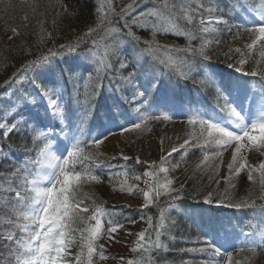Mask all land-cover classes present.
<instances>
[{"label": "snow or ice", "instance_id": "snow-or-ice-1", "mask_svg": "<svg viewBox=\"0 0 264 264\" xmlns=\"http://www.w3.org/2000/svg\"><path fill=\"white\" fill-rule=\"evenodd\" d=\"M148 4L152 6L137 11ZM113 23L119 26L110 27L105 34L111 39L102 55L95 51L97 40L93 37L98 34L97 28L89 26L75 43L48 49L46 55L26 61L0 85V93H3L0 99L10 102L6 108L0 107V121H4L0 123V167L5 166L6 160L19 164L18 168L10 170V175L0 180V200L6 206L11 205L8 218L0 217V224L11 229L0 233V247L8 253L0 264H94V257L100 261L108 259L105 243L119 242L115 234L124 225L109 220L105 229L101 223V217L105 215L101 206H97L90 216L82 215L89 209L81 207L80 188L86 182L99 181L94 170L127 167V162L133 160L122 152L109 158L100 151L101 145L115 134L114 128L121 132L142 130L147 121L171 122L174 116L183 115L188 125H200L202 136L207 133L205 144L216 145L214 157L222 159L223 151L232 149L228 175L224 177L226 181L245 170L248 180L254 181L253 173L258 172L260 188L264 192V159L257 165L250 164L247 159V153L253 151L264 156V88L256 94L250 90L249 81V78L259 77L264 84V0H259V7L253 0H130L120 6L118 12L111 0L108 3L101 0L96 7L97 26ZM134 28L149 30L150 38L142 39ZM224 28L230 34L234 32L233 43L240 33L247 34L250 40L244 43L241 37L242 47L229 46L223 53L226 66L231 69L227 72L218 71L212 63L213 52L222 44L219 33ZM12 32L21 35L15 28ZM47 35L51 37V33ZM167 35L186 37V46L158 42V36ZM257 52L259 60L254 63L260 66L259 69L245 70L246 54L255 55ZM233 53L239 58L235 59ZM160 54L167 55V60L160 59ZM176 64L187 65L188 70L174 73L170 69ZM89 68L92 72H88ZM82 72L87 73V77ZM93 72L95 84L81 100L76 81L92 79ZM42 75L51 77V87L38 81ZM201 76L203 79L198 80L197 77ZM104 80L108 83L105 84ZM25 82L32 85L40 98H46L44 116L27 111L30 104L35 106L38 103L36 97L27 93L17 95L20 88L26 86ZM66 83H72L73 90L64 101L61 85ZM208 84L214 86L217 104L223 102L222 106L213 108L214 115L201 113L195 108L200 101L191 97L186 99L183 95L189 85L203 92ZM53 94L59 99H53ZM13 96H17L15 101L11 100ZM102 98L111 100V103H105L103 111L98 103ZM133 105L137 106L135 111ZM145 112L149 114L144 115ZM46 119L51 123H45ZM90 123L96 128L95 136L89 132L86 139H77L78 135H85V126ZM14 135L22 142L20 148L14 147L15 141L11 140ZM41 138L47 141L41 155L49 160L56 159V155L60 157L56 164L49 166L53 171L48 175L34 171L35 165L29 159L39 147L37 142ZM29 139L33 144L31 149L27 143ZM160 144V161L148 165L152 171L146 172V176L155 177L157 171L166 176L169 168L163 165L169 162L173 153L181 150L187 153L190 148L199 147L204 152L200 164L210 160L204 145L191 134L183 143L167 151L163 139ZM116 160L125 163L115 165L112 161ZM135 163L148 164L139 157H135ZM174 167L179 168V164ZM135 179L138 181L140 177ZM42 181H47L50 186L41 187ZM109 183H112L111 176ZM172 184V180L166 179L163 184L149 185L145 190L138 185H128L125 180L119 191L131 194L135 187L142 192L145 201L142 209L153 204L162 194L166 195L171 210L184 200L185 192L183 183L179 187H172ZM210 197L209 193L204 202L211 204ZM260 199L264 201V195ZM228 206L245 211L244 228L250 227L251 231L239 226L229 230L223 223L213 225L220 247L209 240L198 251L211 250L214 256H219L221 248H235L241 241L245 246L254 245L248 248L253 254L256 249H264V203L258 206L255 200H244ZM88 221L93 222L89 227H76ZM130 222L136 223L134 220ZM147 222L148 228L136 234L133 249L142 255L139 259H128L126 264H155L152 252L168 250L160 240L164 234L162 230H166L164 212H160L155 228L151 216ZM221 230L223 236H220ZM146 233H149L147 237ZM101 240L105 243H100ZM73 247L79 248L75 255L71 252ZM244 250L245 247L240 248V251ZM226 257L228 264H234L231 252L226 251Z\"/></svg>", "mask_w": 264, "mask_h": 264}, {"label": "trees", "instance_id": "trees-1", "mask_svg": "<svg viewBox=\"0 0 264 264\" xmlns=\"http://www.w3.org/2000/svg\"><path fill=\"white\" fill-rule=\"evenodd\" d=\"M100 2L101 0H0V85L12 77L13 73H16L26 61L35 60L41 55H46L48 49H58L59 45L75 43L77 37L86 32L89 26L97 28L98 34L93 37L97 40L95 51L102 55L105 51L106 43L111 39L110 36H106L105 34L110 27H118L119 25L113 23L97 26L96 7ZM128 2L130 0H111V3L116 6L117 12L120 6ZM145 6L151 7L152 5H142L137 11L143 10ZM205 6L207 7L208 5L206 4ZM25 16L27 19H24ZM13 28L17 29L21 35H14L12 32ZM133 31L142 39H148L151 36L149 30L134 28ZM48 33H51V37L47 35ZM233 35L234 32L230 34L227 28L222 29L219 33L222 44L213 52L212 61L219 71H231V69L227 68L225 56L223 55L229 46L242 47L241 37H243L244 43L250 42L247 34L240 33L236 37L235 43H233ZM102 37L105 38L101 39ZM186 41V37H177L174 35L158 36V42L161 44L186 46ZM81 48H83V44H81ZM233 57L235 59L239 58L235 53H233ZM159 58L167 60L168 57L165 54H160ZM246 58L248 63L245 65V70L251 71L259 69L260 66L254 63V61L259 60L258 52L255 55L246 54ZM170 70L174 73H181L186 72L188 68L187 65L176 64ZM88 72H92V69L89 68ZM82 75L87 77V73L82 72ZM197 79L201 80L203 77H197ZM50 80V76L42 75L38 77V81L48 87H51ZM76 83L80 87V98L83 100L95 84V73H92V79L78 80ZM104 83L107 84L108 81L104 80ZM61 87L63 88V100L67 101L69 93L73 90V84L66 83L61 85ZM33 92H35V89L32 85L26 83V86L20 88V92L17 95ZM2 95L3 93H0V96ZM183 95L186 99L191 97L194 100L201 96L209 104H217L216 93L212 84H208L203 92H198L197 89L191 88V85H189L188 88L184 89ZM52 97L59 98L55 94ZM16 99L17 96L11 98L12 101ZM9 103L8 100L0 99V107L6 108ZM98 103L100 110L103 111L105 103H111V100L102 98ZM3 122L0 121V123ZM154 123L164 125L168 122L147 121V126L142 125V130H138L142 134L145 133V136H140L139 138L144 139L149 136ZM85 129L84 136H77L81 137L80 140L86 139L89 132L91 135L93 132L94 135L96 133V128L91 123L86 125ZM188 131V138L191 134L192 137L199 140L201 145H204V148L210 156L209 162L200 164L204 152L199 147L190 148L187 153L181 150L180 153H173L172 157L169 158V162L163 165V167L169 168L166 176L157 171L156 177L151 181V185H155L163 184L166 179L177 180L181 178V183L185 185V192L183 193L184 200L178 202L177 207L169 210L167 204L169 198L163 194L154 200L153 204L143 209L142 207L127 208L123 205L110 204V201L107 200L108 196L100 191L102 187L108 186L119 193H128L127 191H119L121 182L126 180L127 184H130L133 181H137L135 179L136 176L142 179L146 172L152 171L147 164H136L135 158H133V160L127 162V167H114L111 171L107 169L94 170V174L99 177V181L86 182L80 188V199L83 201L82 206H87L89 209L88 213H82V215L90 216L97 206H101L105 212V215L101 217V223L105 229L109 226V220L123 225L130 224V220H134L136 222H145V230L148 228V217H152V224L155 228L159 223L160 212L163 211L166 230H162L164 234L161 235L160 240L167 246L168 250L164 251L161 249L158 252H152V258L155 260V264H228L226 251L232 253L234 264H264V249H256L255 254H253L248 251V248L254 247V245L249 243L245 246L242 241L238 242L235 248H228L227 250L221 248V254L219 256H214L211 250L207 252L198 251L200 248L205 247V242L209 240L215 243L217 247H220V241L213 231V225L223 223L229 230L234 226L244 228V223L246 222L245 211L229 207V204L241 203L244 200H248L249 202L255 200L259 206L264 203L260 199L264 195V192L260 188L258 172L253 173L254 181L248 180L246 170L234 176L235 178L232 177L230 181H226L224 177L228 175L227 164L224 165L213 156V153L217 151L216 145L205 144L206 133L204 136L201 135L199 124L188 125ZM25 135L27 136L28 134L25 133ZM11 140L15 141L14 147H21L22 142L19 137L14 135L11 137ZM46 142L41 138L37 142L39 147H36L33 154L29 157L32 164L35 165L34 171H39L42 167L45 158L41 155V149ZM27 143L31 149L33 147L31 139ZM100 151L109 158L118 156L121 153L119 150L113 148L106 150L100 148ZM252 154L255 153L248 152V158L250 157L251 161ZM258 156L261 157L260 160L264 159V156ZM259 161L253 165H257ZM112 163L122 166L125 162L116 160L112 161ZM176 164H179V168L174 167ZM4 165L0 167V180L10 175L11 169L19 167L18 163L14 164L11 160L4 161ZM197 165L200 166L197 167ZM109 176H111L112 183H109ZM220 176L223 177L224 182L221 188L216 189V180ZM139 193L136 191L132 196L137 197L140 195ZM209 193L213 201L211 204L204 202V198ZM10 207L11 205L6 206L3 200H0V217L7 219L8 209ZM256 214L259 215L258 211ZM141 216L144 219H141ZM92 223V221H88V223L77 224L76 227L83 229L89 227ZM252 223L254 224L256 221H252ZM9 230L11 229L8 225L0 224V233ZM244 230L251 231V228H244ZM148 235L149 233H146V237ZM152 235L154 238V233ZM223 235L224 232L221 230L220 236ZM241 247H245V250L240 251ZM75 249L77 253L79 248L75 247ZM193 249L197 251H192ZM7 255L8 253L3 250V247H0V261H3ZM141 255L139 251H132L128 257L130 259H139ZM98 260L97 257H94V264H97Z\"/></svg>", "mask_w": 264, "mask_h": 264}, {"label": "rangeland", "instance_id": "rangeland-1", "mask_svg": "<svg viewBox=\"0 0 264 264\" xmlns=\"http://www.w3.org/2000/svg\"><path fill=\"white\" fill-rule=\"evenodd\" d=\"M104 2L108 3L109 0H104ZM253 2H255L254 3L255 6L259 7V0L253 1ZM258 14L259 12H257V15ZM217 70L219 71V69ZM249 81H250V90L256 94H259L261 92V89L264 88V84L260 82L259 77L249 78ZM30 97H36L38 103L35 104V106H32L30 104L27 111H31L33 113H39L41 116H44L45 115L44 110L46 107V98H40L37 95L36 90L35 92L30 93ZM53 99H59V98H53ZM196 101H200L198 105H195V108H198V110L201 113L208 112L209 114H213V115L215 114L213 112V108L222 106L223 104L222 101L220 102L219 105L209 104L204 99H202L201 96L197 97ZM136 107H137L136 105L132 107L134 111ZM143 114L147 115L146 112ZM186 120L187 119L185 116L180 115V116H175V118H173V121L168 122L164 125H159L157 123H154L152 125L151 133L149 134V136L145 137L144 139L139 138V137L145 136L144 135L145 133L142 134V132H139L138 130L129 131V132H121L119 129L114 128L113 132L115 134L110 136L109 139L103 145H101L100 148L102 150L112 149V148L117 149L120 152H122L124 155L130 156L133 158L139 157L140 161L142 162L147 161L148 162L147 165H150L152 161H156L157 163H159L160 157L162 155L161 144H160L161 139H163V146H164L165 151H167L172 146L178 145L179 143H183V140L185 138H188L189 131H188V124ZM45 123H51V122L46 119ZM180 128H181L180 134L176 133L175 136L171 135V133L168 132V131L174 132V130H177L178 132ZM92 136H95L94 132L92 133ZM206 136H207V133H206ZM80 138L81 137H77V139H80ZM150 142H153L152 147L148 149L147 151H145L146 159H143L142 151L145 149V147ZM250 153H255V154H252L253 155L252 157L253 162H252L251 158L250 157L248 158V153H247L248 162L250 164H256L261 158L258 155H261V154L254 152V151ZM231 158H232V149H227L223 151L222 159L221 158H217V159L218 161H221L224 165L225 164L228 165V163L231 162ZM59 159L60 157L58 155H56V159H51V160L44 159L42 167L39 171L42 172L44 175H48L49 173L53 171V169L49 166L56 164ZM240 173H242V171ZM155 177H149L145 175L142 179H139L138 181H133L132 183L128 185H138L140 189L147 190L149 185H151V181ZM217 180H219V183H216L215 187H217L216 189H219L222 187L224 180L222 176L218 177ZM145 181H148V183L146 184ZM172 181H173L172 187H178V185L182 182V179L180 178V179L172 180ZM40 186L44 187V186H50V185H48L47 181H42ZM100 191L105 193L106 196H108L107 200H109L110 204L112 205H123V206L127 205L128 206L127 208H135V207L141 208L145 202L142 192H140L139 193L140 195L137 197L132 196V194L134 195L135 192L137 191L135 187L133 188V192L131 194L119 193L115 190H112L108 186L102 187ZM124 197L133 199L134 203L133 204L125 203L123 201ZM81 207L83 206L81 205ZM144 228H145V222L143 221H138L134 224L133 223L124 224V227L115 234L119 242L107 244L105 243L104 240H101L100 243H105V255L108 257V259L103 260V261L98 260L97 263L102 262L105 264H126L127 260L130 259L128 255L131 254L133 249L135 248V241L137 240L136 234L139 233L140 231H143ZM77 237H79V233H77ZM71 252L73 253V255L76 254L75 247L71 249ZM121 257H123V260L121 259Z\"/></svg>", "mask_w": 264, "mask_h": 264}, {"label": "bare ground", "instance_id": "bare-ground-1", "mask_svg": "<svg viewBox=\"0 0 264 264\" xmlns=\"http://www.w3.org/2000/svg\"><path fill=\"white\" fill-rule=\"evenodd\" d=\"M180 130H181V128L178 130V132H177V130H174V132H172V131H168V132L171 133V135L175 136L176 133L180 134ZM118 139H119V138H118ZM152 144H153V142H150V143L145 147V149L142 151V154H143L142 158H143V159H146L145 151H147L148 149H150V148L152 147ZM54 155H56V154H54ZM123 201H124L125 203H129V204H133V203H134V200H133V199H131V198H126V197L123 198Z\"/></svg>", "mask_w": 264, "mask_h": 264}]
</instances>
